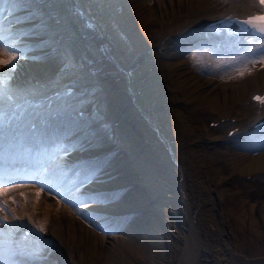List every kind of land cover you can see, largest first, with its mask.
I'll use <instances>...</instances> for the list:
<instances>
[{
  "label": "bare ground",
  "instance_id": "6f19581e",
  "mask_svg": "<svg viewBox=\"0 0 264 264\" xmlns=\"http://www.w3.org/2000/svg\"><path fill=\"white\" fill-rule=\"evenodd\" d=\"M36 2L43 7L55 52L48 55L44 45L39 47L45 49L42 56L39 49L37 54L12 51L6 45L16 46L27 35L5 38L0 46L19 58L11 69L0 66V86L14 94L45 97L46 103L50 93L61 90L64 104L97 113L96 121L104 130H96V135L89 128L84 139L91 142L98 137L89 148L95 153L105 145L120 146L114 159L103 164L94 157L82 160L89 155L87 150L71 148L58 156L68 162L66 167L78 161L75 168L85 169L84 174L104 165L99 176L77 187L82 192L96 195L102 187L124 184L106 202H69L74 189L61 193L59 184L51 185L49 178L0 185V217L7 222L26 219L51 237L43 260L218 264L226 259L227 243L220 236L207 240L208 245L204 239L209 231L225 234L231 215L242 227L264 229V130L239 144L226 135L234 126L238 127L231 136L246 134V121L255 108L240 103L248 93L264 89V63H251L264 53H254L251 37L240 33L234 48L217 54L211 44L215 38L194 32L213 21L252 12L253 0ZM195 42L200 46L194 51ZM189 47V56L184 57L182 52ZM61 56L68 57L61 70L73 69H63L50 80ZM106 171L117 174L106 177ZM247 174L249 179H242ZM246 185L253 188L245 194L241 190ZM228 198L232 203H225ZM3 204H9L16 218L5 212ZM124 209L130 214L103 218V211ZM100 220L105 222L103 233L97 231Z\"/></svg>",
  "mask_w": 264,
  "mask_h": 264
},
{
  "label": "rangeland",
  "instance_id": "374dc122",
  "mask_svg": "<svg viewBox=\"0 0 264 264\" xmlns=\"http://www.w3.org/2000/svg\"><path fill=\"white\" fill-rule=\"evenodd\" d=\"M196 43L197 42H195V45H192V48L194 51L198 50V46H200V43L199 44H196ZM190 51L191 50L189 47L188 49H185L182 52V55L184 57H188ZM198 54H199V51H197V54H196L197 58L200 57ZM190 65H193L192 62L190 63ZM236 142L237 144L240 143L238 141ZM234 177H236V171H235ZM240 177L242 178V176ZM245 177L246 178H242V179L247 180V178L249 179L250 176L248 177V174H247L245 175ZM230 185L232 184L230 183L227 184V187L229 189H231ZM251 187L252 186L250 185L249 186L246 185L241 190V192L242 193L250 192L251 189L253 188ZM224 200L226 201V202L224 201L226 204L227 203L229 204V202L232 203L231 198L224 199ZM216 218L217 216L211 213V219L213 223L217 222ZM229 220L227 223L228 228L226 226L224 227L225 234L222 235L220 232H216V230L214 229V232L213 230H211L212 232L209 231L210 233L207 234L208 236H206L204 239L206 243L210 245V242H208L209 240L219 238L220 236L224 237L225 243H227L226 244L227 250H225L226 259L224 261H220L218 264H264V229L263 227L261 226L262 228L260 227L259 229H256V227H249L248 225H243L242 227L240 223L238 222L237 217L234 215H231V218H229ZM97 231H100V230L97 229Z\"/></svg>",
  "mask_w": 264,
  "mask_h": 264
},
{
  "label": "snow or ice",
  "instance_id": "6c2138e0",
  "mask_svg": "<svg viewBox=\"0 0 264 264\" xmlns=\"http://www.w3.org/2000/svg\"><path fill=\"white\" fill-rule=\"evenodd\" d=\"M255 3L257 6L262 8V11H264V0H255ZM241 23L250 26L252 30H255L261 34V39H264V15L249 16L247 19L241 21ZM260 47L264 48V44H261ZM0 56L8 57L6 60L0 59V66H6L9 69L14 67L15 61L19 58L4 46H0ZM256 62L264 63V56H262L260 61H251V63ZM0 75H2V73H0ZM254 99L264 103V98L254 97Z\"/></svg>",
  "mask_w": 264,
  "mask_h": 264
}]
</instances>
